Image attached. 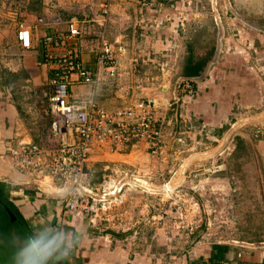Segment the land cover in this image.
Returning <instances> with one entry per match:
<instances>
[{
	"label": "rangeland",
	"instance_id": "rangeland-1",
	"mask_svg": "<svg viewBox=\"0 0 264 264\" xmlns=\"http://www.w3.org/2000/svg\"><path fill=\"white\" fill-rule=\"evenodd\" d=\"M105 1L0 0V78L5 83V78L12 77V88L6 87L39 145L56 148L59 144L51 132L53 80L46 76L53 70L39 61L35 80L28 78L20 54L23 47L18 42L20 27L34 29L41 25L40 19L51 17L79 22L87 18V8L90 18H94V12L100 17L107 16L103 10ZM117 1H111L110 8ZM159 1L164 4L197 2L193 11L184 9L180 17L181 22L194 23L187 27V39L192 38L193 50L198 55H206L211 47L216 50L218 18L223 30L219 61L211 67L208 77L196 85L206 82L213 69L214 75L216 72L220 77L227 68L226 72L233 74V90H237V83L245 86L247 102L251 101V105L244 106L233 97L221 109L223 102L217 101L209 109L211 113L214 109L210 117V114H197L189 108L188 100H183V121L174 120L169 127L174 135L166 137L164 160L149 153L150 157L145 159L143 154L137 162L125 164L126 167L91 162L87 171L93 188L90 194L93 207L84 214L102 231L107 227H143L145 222L149 228L159 225L166 233L167 245L182 248L201 239L209 242L262 240L264 168L255 144L264 140V0ZM61 26L67 31L66 24ZM178 97L186 99V94L182 92ZM173 108L175 112L177 108L181 110V106ZM220 109L223 116L219 114ZM240 140L245 144L240 145ZM206 149L211 151L209 155L200 156Z\"/></svg>",
	"mask_w": 264,
	"mask_h": 264
},
{
	"label": "crops",
	"instance_id": "crops-1",
	"mask_svg": "<svg viewBox=\"0 0 264 264\" xmlns=\"http://www.w3.org/2000/svg\"><path fill=\"white\" fill-rule=\"evenodd\" d=\"M194 5L197 2L164 4L154 0L145 6L135 0H119L112 5L107 16L100 17L94 12V18H90L87 8V18L77 21L82 37L76 46L83 64L88 69L98 70L97 52L104 33L116 49L117 65L114 75L106 69L99 70L100 81L94 90L91 86L72 87V98L87 99L94 96L98 106L109 110L140 98H152L156 101L161 115L167 119L175 116L173 106L168 107L167 103L174 99L176 82L183 76L189 46L193 43L191 37L190 40L187 39V27L189 23L191 26L194 24L184 20L181 22L180 16H183L184 9L193 11ZM99 7L102 11L101 4ZM195 21L194 19L193 22ZM52 28L36 25L32 29L33 42L30 49H25L20 40L18 41L23 47L20 54L28 78L31 76L34 79L38 75L36 63L42 58L41 40L44 35L55 31ZM60 29L66 31L63 27ZM194 54L196 57L203 56L195 52ZM226 69L220 77L216 72L214 75L213 69L206 82L195 86V95L188 99L182 98V101L188 100L190 109L193 108L197 114H210V117L214 115V109L212 113L209 109L217 101L223 102L221 109L227 107L233 97L244 106L251 105V101L247 102V88L237 83V90L234 91L231 81L233 74L226 72ZM12 72L17 73L15 70ZM46 76H51L52 81L53 71ZM258 101L260 103V99ZM180 106L181 110L177 112L178 123L183 121L184 116V106L182 103ZM221 109L219 114L223 116ZM19 112L14 98L10 97L9 88L0 78V183L9 187L11 200L25 218L32 233L45 225L67 229L78 225L83 230L82 238L73 251L67 256L55 257L50 264H264V238L255 242H209L201 239L182 248L167 245L164 239L166 233L159 225L149 228L145 222L143 227H107L102 231L91 223L87 214L70 213L64 206L65 190L62 189L60 181L50 177L41 178L21 171L16 166L11 151L17 149L21 143L37 144ZM168 129L165 143L166 137L174 135L171 128ZM255 145L264 168V140ZM210 152L206 149L199 154L205 156ZM143 154H146L145 159L150 157L144 147L142 151L139 146L134 149L106 146L93 153L87 170L92 161H101L108 165L117 163L126 167L125 164L137 162L136 159H140ZM166 156L156 158L164 160ZM152 218L155 219V216Z\"/></svg>",
	"mask_w": 264,
	"mask_h": 264
},
{
	"label": "built area",
	"instance_id": "built-area-1",
	"mask_svg": "<svg viewBox=\"0 0 264 264\" xmlns=\"http://www.w3.org/2000/svg\"><path fill=\"white\" fill-rule=\"evenodd\" d=\"M111 1L106 0L103 4L107 14ZM142 4L147 6L149 2L145 0ZM40 24L55 30L42 37L40 62L53 70L51 132L58 138L59 144L56 148H46L21 143L11 151V155L21 171L60 181L65 190V208L70 213L82 215L84 212L89 213L93 207L90 203L93 188L87 171L93 153L106 146L115 149L142 146L151 155L164 157L165 134L173 121L179 120L178 108L175 116L167 119L159 113L156 101L152 98H140L112 110L98 106L94 96L87 99L72 98L70 90L74 86H91L93 90L98 86L99 70L106 69L114 75L116 49L103 33L97 52L98 70L88 69L76 46L82 37L76 20L51 17L40 19ZM64 24L68 32L60 29ZM18 39L25 49H30L33 42L32 29L22 25ZM196 84L182 80L176 93L180 95L183 92L186 98H192ZM181 101L182 98L176 97L167 106L179 107ZM168 184L165 186L170 192Z\"/></svg>",
	"mask_w": 264,
	"mask_h": 264
},
{
	"label": "trees",
	"instance_id": "trees-1",
	"mask_svg": "<svg viewBox=\"0 0 264 264\" xmlns=\"http://www.w3.org/2000/svg\"><path fill=\"white\" fill-rule=\"evenodd\" d=\"M214 51L215 48L211 47L206 55L196 57L193 47L189 46V55L186 58L182 75L184 77L200 75L207 62L213 56ZM11 79L12 77L10 76L9 78H5V86L12 88L10 85ZM18 109L21 111L20 106H18ZM239 143L242 145L245 144V141L240 140ZM6 208H9L15 215L16 219L14 222L11 221ZM30 234H32V231L28 223L11 200L9 187L4 183H0V264H15L16 252L21 242Z\"/></svg>",
	"mask_w": 264,
	"mask_h": 264
},
{
	"label": "clouds",
	"instance_id": "clouds-1",
	"mask_svg": "<svg viewBox=\"0 0 264 264\" xmlns=\"http://www.w3.org/2000/svg\"><path fill=\"white\" fill-rule=\"evenodd\" d=\"M82 235L83 230L78 225H73L71 229L42 226L21 242L15 264H50L57 256L69 255Z\"/></svg>",
	"mask_w": 264,
	"mask_h": 264
},
{
	"label": "water",
	"instance_id": "water-1",
	"mask_svg": "<svg viewBox=\"0 0 264 264\" xmlns=\"http://www.w3.org/2000/svg\"><path fill=\"white\" fill-rule=\"evenodd\" d=\"M236 15L238 16V14H236ZM216 22H217L219 31H218V38H217V47H216V50H215L213 56L207 62L204 70L202 71V73L200 75L195 76V77L180 76L178 78V80L176 82V86H175V93H174L175 98L177 97L176 90H177L178 85L181 83L182 80H188V81H191L193 83L203 82L208 77L211 67L219 61V57L221 54V38H222V31L223 30H222V27L220 25L218 18H216ZM251 149L254 151L253 147H251ZM6 210H7L8 214L11 218V221L14 222L16 219L15 215L13 214V212L9 208H6Z\"/></svg>",
	"mask_w": 264,
	"mask_h": 264
}]
</instances>
